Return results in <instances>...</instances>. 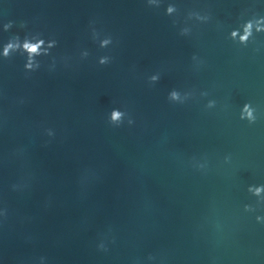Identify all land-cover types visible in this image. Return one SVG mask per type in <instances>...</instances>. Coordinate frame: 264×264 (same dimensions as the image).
Wrapping results in <instances>:
<instances>
[{
    "label": "water",
    "instance_id": "95a60500",
    "mask_svg": "<svg viewBox=\"0 0 264 264\" xmlns=\"http://www.w3.org/2000/svg\"><path fill=\"white\" fill-rule=\"evenodd\" d=\"M155 2L0 0V52L57 41L31 73L0 56V264H264V32L229 39L264 0Z\"/></svg>",
    "mask_w": 264,
    "mask_h": 264
},
{
    "label": "clouds",
    "instance_id": "9594fccd",
    "mask_svg": "<svg viewBox=\"0 0 264 264\" xmlns=\"http://www.w3.org/2000/svg\"><path fill=\"white\" fill-rule=\"evenodd\" d=\"M150 5H155L159 7V3H156L155 0H148ZM178 9L176 5L169 4L166 8V15L172 16L173 13H177ZM196 19L201 22H207L210 17L208 15H201L199 12L190 11L188 13L187 19ZM13 22L9 21L4 24V30L8 31L12 28ZM26 25L22 22L20 27H25ZM190 28L185 27L181 29V35H188L190 33ZM254 32L260 33L264 32V17H254L243 22L238 28L232 30L229 34V39L237 42L240 45L247 46L251 39H254ZM98 33L93 30V37L97 38ZM112 43L111 36L106 37L103 40H100V47L106 48L108 45ZM57 41L55 39L45 40L42 37V34L37 33H29L24 36L23 39L19 35H13L9 38V40L3 45L2 52H0V56L4 59H10L14 54L19 53L24 56L25 64L24 70L26 73H31L40 68L41 62L37 59V57L49 56L51 54L50 50L56 47ZM82 57H87L88 52L85 51L82 54ZM193 59H196L194 56ZM110 62L109 56H101L98 60L100 65H106ZM159 80V74H154L149 77L150 83H155ZM191 93L181 94L180 91L173 89L168 94V100L171 102H179L183 103L185 100L189 98ZM202 95H207V93H202ZM215 101H209L207 104V108H213L215 106ZM126 111H122L118 108H114L111 110L109 115V123L114 126H119L127 116ZM240 119L247 120L249 124H254L257 120L256 109L251 105V103H245L240 111ZM134 121L129 117L128 124H133ZM51 130L48 131V135H52ZM230 158L225 157V161L227 162ZM249 193L259 198V201H264V184L256 186L252 185L248 188ZM244 210L246 212L254 211L252 206L245 205ZM6 215V211H5ZM257 222H264V217L257 216ZM99 247L103 250H107L103 243L99 245ZM151 259V257H150Z\"/></svg>",
    "mask_w": 264,
    "mask_h": 264
}]
</instances>
